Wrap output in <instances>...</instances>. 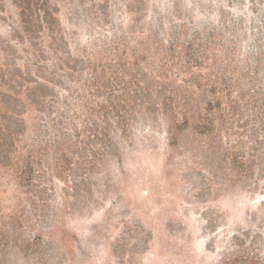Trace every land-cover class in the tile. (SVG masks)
<instances>
[{
	"label": "rangeland",
	"instance_id": "374dc122",
	"mask_svg": "<svg viewBox=\"0 0 264 264\" xmlns=\"http://www.w3.org/2000/svg\"><path fill=\"white\" fill-rule=\"evenodd\" d=\"M0 264H264V0H0Z\"/></svg>",
	"mask_w": 264,
	"mask_h": 264
}]
</instances>
